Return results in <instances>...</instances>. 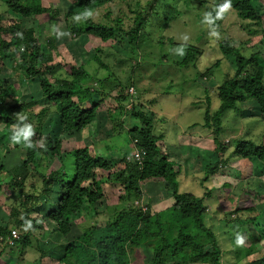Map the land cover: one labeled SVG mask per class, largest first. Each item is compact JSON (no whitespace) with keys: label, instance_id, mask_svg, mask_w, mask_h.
I'll use <instances>...</instances> for the list:
<instances>
[{"label":"trees","instance_id":"obj_1","mask_svg":"<svg viewBox=\"0 0 264 264\" xmlns=\"http://www.w3.org/2000/svg\"><path fill=\"white\" fill-rule=\"evenodd\" d=\"M46 1L0 0V4L11 10L14 15L8 21L0 15V76L5 61L17 57V63L14 64L15 72L25 74L27 79H39L43 93L40 100L22 102L16 96L15 86L3 85L0 78V128L11 140L17 128V114L20 113L28 117L33 129V135L30 137L31 147H26L23 143L15 146L20 159L18 164L6 171L0 164V171H5L8 176L0 179V190L14 188L18 192L15 201L18 205L13 208L8 225L0 226V243L4 245L0 257L5 254V249L22 252L25 247H30L32 239L35 238L32 233L34 229L40 230L41 236L47 239L45 228L38 223L33 214L43 200L46 204L51 203L54 185H59V200L48 217L56 224L59 233L66 238L71 236L74 229L73 216L85 206V203L87 202L95 210L98 203L105 198V178L116 181L119 177L123 182L124 190V195L120 199L128 205L116 208L113 217L110 214L104 225L87 227L79 236L72 238L65 245L64 250L61 248V251L63 250L61 254L54 255L59 264H135L141 247H149V251L153 253L149 264H223L222 245L218 234L210 229L205 221V215L209 211V204L205 203V198H211L213 190H209L204 196L181 191L178 178L182 170L169 159L167 150L159 144L161 138L155 135L154 113L149 112L150 115H146L136 107L129 112L133 119L141 123V126H133L132 129L127 130V134L133 148L145 152L142 170L139 169V163H126L125 158L111 160L101 155H94L91 153V146L79 147L72 152L74 158L70 168L64 165L66 160H63L58 168L41 170L48 152L55 158L63 153L62 139L53 141L49 136L40 134L44 121L49 115L53 112L61 116L64 134L81 135L96 125L97 113L108 98L104 93L99 95L100 90L86 85L87 82L91 84L92 81H96L97 73L92 74L85 65H73L67 71L69 68L67 64L55 63L53 52L58 46L55 44L54 36L48 38L46 44L49 53H46L36 36L35 29L29 28L22 32L21 22L24 19L38 18L46 14L54 17L60 15L57 8L46 6ZM73 1L78 10L65 14V17L72 20L70 34L74 38L84 35L93 36L101 39L103 43H108L117 39V33L125 34L129 37L130 54L136 55L141 41V31L148 23L149 10L155 0H148L149 3L144 6L141 2L131 10L134 15L131 18L130 28L124 26L122 18L113 20L110 14L106 16L114 22L113 24L98 22L93 17L94 12L105 5L112 6L118 0ZM225 2L240 20L262 25L263 16L254 4V0H218L216 6L210 9L211 17L208 24L211 29H218L227 17L225 7H222ZM220 49L225 57L231 56L235 59L236 69L234 75L227 77L216 89L220 105L214 114L211 113V99L206 97L207 106L203 125L213 130L215 151L219 160L207 167L204 181H208L210 176L225 164L223 157L225 148L219 140L223 130L222 114L232 110L240 114L241 101H256L264 113V59L259 53L244 55L230 38L221 43ZM95 50L94 59L105 68H109L106 64L113 62L118 64L119 70L124 62L132 60L128 57L124 60H116L115 57L118 56L113 57L108 47H98ZM189 54L192 55V52ZM221 63L222 60H218L215 67ZM209 73L210 71L203 74L204 77L208 78ZM115 79L119 93H124L117 98L123 105V102L130 98L128 93L125 95V91L129 90L131 82L124 83L119 77ZM96 95H98L97 101H94ZM43 102L46 106H43ZM151 103H155V100ZM126 111L125 107H119L120 116ZM124 124L126 121H122L118 129ZM194 126H197V123L191 125ZM191 127L188 129L190 130ZM35 140H39L45 147L37 146ZM234 154L241 159H257L264 164V143L244 138L236 140ZM122 163L125 166L118 168ZM113 169H117L115 172L117 178L110 175ZM151 181H164L174 190V205L157 214L150 213V204H146L147 210H143L145 205L139 206L143 193L141 182ZM135 198L138 205L132 204ZM245 211L254 213L253 208ZM214 212L216 214V211ZM240 212V209H236L224 214L226 218L224 222L228 227L227 230L230 231L226 234L230 235L232 241H236L237 235L240 234L239 237L243 236V243L253 246L262 244L264 229L258 220L263 215L241 217ZM12 229H17L20 233L14 245H10L7 241ZM39 251V258L32 264H42L43 259L48 257V249L41 248ZM253 264H264V258Z\"/></svg>","mask_w":264,"mask_h":264},{"label":"rangeland","instance_id":"obj_2","mask_svg":"<svg viewBox=\"0 0 264 264\" xmlns=\"http://www.w3.org/2000/svg\"><path fill=\"white\" fill-rule=\"evenodd\" d=\"M141 2L142 6L149 3L148 0H118L112 6L105 5L94 12L93 17L98 22L113 24L114 22L106 16L110 14L113 20L122 18L124 26L130 28L131 18L134 15L131 10ZM217 2L218 0H155L149 10L148 23L141 31V41L136 55L130 54L129 37L125 34L117 33V39L108 43H103L101 39L93 36L84 35L74 38L70 34L72 20L65 17V14L78 10L73 0H47L45 5L57 8L60 15L54 17L46 14L38 18L24 19L21 22V30L25 32L29 28L35 29L36 36L46 53H49L46 44L48 38L54 36L55 44L58 46L53 52L55 63L67 64L69 67L67 71L73 65H85L92 74L97 73V82L92 81L91 84L87 82L86 85L100 90L99 95L104 93L108 97L97 113L96 125L81 135L64 134L61 116L53 112L49 115L44 121L40 134L49 136L53 141L62 139L63 153L55 158L48 152L41 170L58 168L63 160H66L64 165L70 168L74 158L72 152L84 146H91L92 154L111 160L126 158L134 152L127 130L132 129L133 126H141L139 120L133 119L129 112L135 107L146 115L152 112L156 119L155 135L161 138L159 144L166 148L169 159L182 170L178 178L181 191L204 196L209 190H213L211 198H205V203L209 204L205 221L206 225L218 234L222 245V263L253 264L264 258V242L253 246L247 243L238 245L236 241H232L230 235L226 234L230 231L227 230L228 227L224 222L226 219L224 214L236 209L241 210L239 213L241 217L261 214L263 216L258 222L264 229V164L257 159H241L234 154L236 140L244 138L264 143V113L256 101H241L240 114L233 110L222 114L223 130L219 140L225 148L223 152L225 164L210 176L208 181H204V172L208 166L218 162L219 158L215 151L213 130H209L203 123H205L204 113L207 106L206 97L211 99V113L214 114L220 105L216 89L227 77L233 76L236 69L235 59L223 55L220 49L221 43L228 38L233 39L235 46L240 48L244 55L259 53L264 59V0H254V4L263 16L262 25L240 20L225 2L227 7L224 11L227 12V17L218 29H211L208 24L211 17L210 9L216 6ZM0 15L6 21L14 17L13 12L2 4H0ZM98 47H108L113 57L118 56L115 57L116 60H124L127 57L132 60L124 62L119 70L118 64L113 62L106 64L109 70L94 59L95 49ZM191 52L192 55L189 54ZM17 60V57H11L5 61L0 76L3 85L15 86L16 96L22 102L42 99L39 79H27L25 74L16 73L14 64ZM218 60H222V63L215 67ZM207 70L210 73L207 75L208 78H205L203 74L207 73ZM116 77L121 78L124 83L131 82L129 90L125 91V95L128 93L130 98L123 102V105L117 99L124 93H119ZM97 97L98 95L94 96V101H97ZM154 100L155 103L152 104L151 101ZM121 105L127 110L122 116L119 112ZM43 106L46 104L44 103ZM122 121H126V124L118 129ZM196 123L197 126L191 127ZM188 127H191L190 130ZM191 133H194L193 136L196 134L202 136L200 146L206 147L203 148L204 153L191 155L189 140L179 145V136L185 137L189 134L191 137ZM191 141L199 146V139L192 138ZM35 144L45 147L39 140H35ZM15 146L16 143H13L0 128V164L4 166L5 171L12 169L20 161ZM186 158H189L188 161ZM125 162L129 163L127 159ZM123 166L124 163L118 168ZM5 171H0V179L8 178ZM115 172L117 169H113L110 175L117 178ZM104 190L105 198L98 203L95 210L86 202L75 215L77 218V224L74 225L75 233L80 234L93 225H104L109 219V213L114 214L116 208L126 204L120 199L124 195L121 178L118 177L116 181L105 178ZM141 190L143 193L140 199L143 198V202L141 201L139 206L145 205L143 210H147L146 204L150 202L151 214L158 212V209L171 207L175 203L174 190L164 181L141 182ZM17 198L18 192L14 188L0 190V226L8 225L11 212L18 205L15 204ZM58 198L59 185H54L51 203L46 204L43 200L41 206L34 210L33 217L37 218L38 223L45 228L47 239L41 236L40 230H32L35 237L32 239V245L25 247L22 252L5 249V254L0 257V264H32L39 258L41 248L48 249V257L43 259L42 264H59L54 255L63 252L72 236L66 237L67 241L62 239L57 233L58 227L48 217ZM132 204L138 205L137 198ZM249 208L254 209L253 214L245 211ZM262 234L264 235V232ZM3 249L4 245L0 243V253ZM149 249V247L140 248L141 252L135 264L151 262L153 253Z\"/></svg>","mask_w":264,"mask_h":264},{"label":"clouds","instance_id":"obj_3","mask_svg":"<svg viewBox=\"0 0 264 264\" xmlns=\"http://www.w3.org/2000/svg\"><path fill=\"white\" fill-rule=\"evenodd\" d=\"M222 7H227L225 4ZM17 128L14 130L12 136H11V141L16 144H21L23 143L26 147H31V141L30 137L33 135V129H32V124L28 121V117L24 116L20 113L17 114ZM135 150V149H134ZM128 156V155H127ZM126 159V158H125ZM29 226H30V222ZM236 243L242 244L243 239L239 236L236 238Z\"/></svg>","mask_w":264,"mask_h":264},{"label":"crops","instance_id":"obj_4","mask_svg":"<svg viewBox=\"0 0 264 264\" xmlns=\"http://www.w3.org/2000/svg\"><path fill=\"white\" fill-rule=\"evenodd\" d=\"M186 131H188V130H186ZM195 133V132H194ZM194 133H191V137H189V134H186L185 135V137L184 136H179V138H178V143H179V145H181V143L183 142L184 144L185 143H187V141L189 140V142L191 143L190 144V148H189V151H190V153H191V155L192 154H199V153H204L203 152V148H206V147H203L202 148V146H200V144H201V140H202V136L200 135V134H196V136H193V134ZM199 137H201V138H199ZM192 138H196V140L197 139H199L200 141H199V146L201 147H199V146H196L191 140H192ZM181 140V141H180ZM196 148H195V147ZM169 147V146H168ZM185 147V146H184ZM181 149H183V147H180ZM188 148V147H187ZM208 148H210L209 146H208ZM166 149V148H165ZM196 152V153H195ZM183 158V157H182ZM184 159V158H183ZM187 159V161H188V159L189 158H186ZM157 187V186H156ZM159 187H161V185H159ZM155 189H157V188H155ZM157 191H159V190H157ZM158 193V192H157ZM159 194V193H158ZM172 197V196H171ZM59 199V198H58ZM169 200V199H168ZM141 201L143 202V198L141 199ZM156 203H159V202H156ZM147 204H150L151 205V203L150 202H148ZM168 208H170L169 206H167ZM151 208H152V206H151ZM168 208H164V209H158L157 211L158 212H155L154 214H157V213H159V212H161V211H164V210H166V209H168ZM101 215V214H100ZM109 216H110V213L108 214V218H109ZM77 218H75V215L73 216V222H75V225L77 224ZM52 222V221H51ZM47 225V224H46ZM55 226H56V224H55ZM74 227V226H73ZM78 227H79V225H78ZM73 229V228H72ZM58 233V235L60 236V237H62V239H64L65 241H67L65 238H63V236L59 233V231L57 232ZM81 234V233H80ZM79 233L77 234V233H75V227H74V229H73V232L71 233V236H72V238H75V237H77V236H79L80 235ZM63 240V241H64ZM48 241H49V239H48ZM68 244V243H67ZM63 244L61 243L60 244V246H62Z\"/></svg>","mask_w":264,"mask_h":264},{"label":"built area","instance_id":"obj_5","mask_svg":"<svg viewBox=\"0 0 264 264\" xmlns=\"http://www.w3.org/2000/svg\"><path fill=\"white\" fill-rule=\"evenodd\" d=\"M132 89V88H131ZM132 91L134 92V90L132 89ZM145 158V152L141 151V150H134V152H132L130 155H128L126 157L127 161L129 163H139L140 166V170H142V162ZM138 204V203H137ZM20 237V233L17 229H12L11 230V235L8 236L7 241L10 243V245H14L15 240L19 239Z\"/></svg>","mask_w":264,"mask_h":264}]
</instances>
